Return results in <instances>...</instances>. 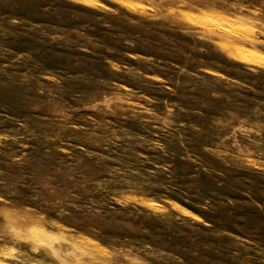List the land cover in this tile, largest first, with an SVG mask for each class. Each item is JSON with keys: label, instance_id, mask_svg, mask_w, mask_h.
Wrapping results in <instances>:
<instances>
[{"label": "rangeland", "instance_id": "374dc122", "mask_svg": "<svg viewBox=\"0 0 264 264\" xmlns=\"http://www.w3.org/2000/svg\"><path fill=\"white\" fill-rule=\"evenodd\" d=\"M0 264H264V0H0Z\"/></svg>", "mask_w": 264, "mask_h": 264}, {"label": "bare ground", "instance_id": "6f19581e", "mask_svg": "<svg viewBox=\"0 0 264 264\" xmlns=\"http://www.w3.org/2000/svg\"><path fill=\"white\" fill-rule=\"evenodd\" d=\"M92 2V1H91Z\"/></svg>", "mask_w": 264, "mask_h": 264}]
</instances>
